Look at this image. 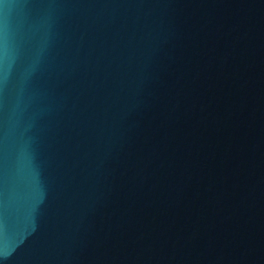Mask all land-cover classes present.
<instances>
[{
  "label": "water",
  "instance_id": "water-1",
  "mask_svg": "<svg viewBox=\"0 0 264 264\" xmlns=\"http://www.w3.org/2000/svg\"><path fill=\"white\" fill-rule=\"evenodd\" d=\"M0 264H264V0H0Z\"/></svg>",
  "mask_w": 264,
  "mask_h": 264
}]
</instances>
